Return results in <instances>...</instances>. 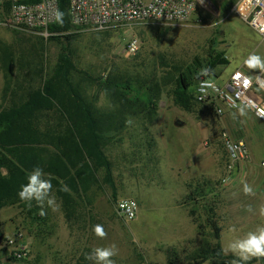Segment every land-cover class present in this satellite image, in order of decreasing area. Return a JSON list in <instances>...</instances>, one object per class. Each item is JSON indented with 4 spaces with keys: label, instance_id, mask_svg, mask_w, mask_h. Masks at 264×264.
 Listing matches in <instances>:
<instances>
[{
    "label": "rangeland",
    "instance_id": "374dc122",
    "mask_svg": "<svg viewBox=\"0 0 264 264\" xmlns=\"http://www.w3.org/2000/svg\"><path fill=\"white\" fill-rule=\"evenodd\" d=\"M194 1L197 13L188 24L148 23L81 32L73 39L77 67L91 78L87 97L97 108L108 113L116 109L112 93L101 83L112 77L137 86L145 82L160 85L157 114L152 121L139 115L106 148L113 184L106 181L104 171L99 172L97 184L77 195L75 209L66 208L54 186L59 209L47 208L41 221L29 213L25 202L4 208L0 212V264H89L86 253L111 244L119 249L116 264H164L172 250L190 253L205 240L197 236L187 209L176 205L189 195V183L191 190L209 182L213 193L222 191L217 197L221 201L218 219L223 246L264 224L259 215L264 205V125L247 118L255 139V157L248 162L249 170L232 174L224 183L228 175L221 135L231 131L223 117L202 104L185 111L173 100L178 77L188 76L219 52L229 60L228 65L215 70L219 84L237 70L252 75L243 61L253 52L264 56V38L231 10L232 0ZM3 23L0 14V111L25 95L29 88L21 85L22 80L35 88L41 85L55 69L62 48L58 41ZM132 37L140 40L141 47L135 55H127ZM45 117L44 123H60L51 114ZM245 183L254 188L255 195L244 194ZM206 194L197 198L208 201L211 197ZM128 199L139 203L137 218L131 222L117 213V203ZM249 206L253 212L246 210ZM31 208L40 212L36 205ZM96 224L103 225L107 239L95 237L92 227ZM233 225L235 233L229 231ZM176 227L193 239L175 245L171 235ZM21 250L26 255L16 256ZM253 264H264V260Z\"/></svg>",
    "mask_w": 264,
    "mask_h": 264
},
{
    "label": "trees",
    "instance_id": "16d2710c",
    "mask_svg": "<svg viewBox=\"0 0 264 264\" xmlns=\"http://www.w3.org/2000/svg\"><path fill=\"white\" fill-rule=\"evenodd\" d=\"M57 1L59 15L50 31L59 35L50 40L60 42L62 48L55 69L39 87L30 89L18 102L0 111V212L6 207L22 205L17 193L21 185L27 183V174L35 166L51 174L57 196L63 199L67 209H75L77 195L97 184L99 172L104 171L106 181L113 184L112 163L106 148L130 125L126 121H133L139 115L152 121L157 114L161 86L150 82L137 86L112 77L102 81L115 100L113 113L102 111L89 100L87 87L91 78L78 69L72 51L73 39L78 33H72L70 0ZM5 13H9L8 7ZM228 64L225 53L219 52L188 76L181 74L173 93L175 105L191 111L194 104H198L194 100V88L199 70L208 67L217 78L216 68ZM50 114L58 117L60 123H44L43 119ZM61 181L71 193L59 190ZM188 189L189 195L179 205L193 206L189 215L199 237L205 241L190 253L172 250L164 264H229L234 258L232 255H217L222 248V228L216 214L219 197L213 194L212 183L198 184L194 190L189 183ZM205 194L213 195L208 201L197 198L206 197ZM34 205L35 202L32 207ZM33 209L30 208L29 213L41 221L39 210ZM208 237L211 242H206ZM255 262L257 260L253 259L250 264Z\"/></svg>",
    "mask_w": 264,
    "mask_h": 264
},
{
    "label": "built area",
    "instance_id": "2783aa9c",
    "mask_svg": "<svg viewBox=\"0 0 264 264\" xmlns=\"http://www.w3.org/2000/svg\"><path fill=\"white\" fill-rule=\"evenodd\" d=\"M197 5L194 0H70L69 15L74 32H98L148 23L168 26L188 24L197 13ZM6 7L9 10L7 14ZM231 10L264 38V32L260 30L264 27V0H239ZM0 14L4 20L3 25L8 28L32 32L47 40L59 35L50 31L59 15L57 0H0ZM140 47L137 37L130 38L127 55H135ZM237 73L242 76L236 78ZM257 74L249 75L237 70L224 84H219L212 76L216 89H209L203 99L199 98L200 93L197 91L200 80L205 79L201 77L194 88V100L211 107L219 117L224 116L226 110L247 108L264 124V116L256 111V108L264 109V87L255 82ZM244 77H252L253 83L245 86ZM251 105L256 107H249ZM221 140L227 153L228 176L223 180L227 183L238 167L249 162L251 152L243 140L234 139L226 131L222 133ZM261 167L264 168V161ZM138 210L136 200H121L117 203V213L124 221L135 220ZM15 255L21 257L26 253L21 250Z\"/></svg>",
    "mask_w": 264,
    "mask_h": 264
},
{
    "label": "clouds",
    "instance_id": "9594fccd",
    "mask_svg": "<svg viewBox=\"0 0 264 264\" xmlns=\"http://www.w3.org/2000/svg\"><path fill=\"white\" fill-rule=\"evenodd\" d=\"M259 2V0H257ZM203 4L204 0H200ZM62 16V14H61ZM264 32V27L260 29ZM243 64L251 71L258 72L255 76V82L264 87V56H261L255 52L249 53L244 59ZM213 76V70L208 67H203L197 73L196 78L200 80L201 77L205 79L200 80L197 91L200 93V99L208 94V90L216 89V84L211 78ZM241 73L236 74V78H240ZM243 83L245 86H250L253 83L252 77H244ZM249 107L255 108V105ZM256 111L264 116V109L256 108ZM240 115H246L244 109L240 110ZM127 124H131L129 119ZM231 148V145H229ZM60 191L65 193H71V189L61 181ZM243 192L246 195H255L254 188L245 183L243 185ZM19 199L27 204L29 208L32 207L33 202L40 209L39 214L41 216L46 215V209L51 208L53 211L59 209L57 199L53 194V184L51 182V174H46L40 166H35L31 172L27 174V183L22 184L20 190L17 193ZM123 207V205H121ZM134 206V205H133ZM249 212H253V208L249 206L247 209ZM259 215L264 217V205L259 208ZM229 231L235 233L236 227L233 225ZM92 232L98 239H107L108 233L103 225L96 224L92 227ZM119 249L115 244L108 246H97L91 249L90 252L85 254V259L89 261V264H116L114 257L118 256ZM223 254L224 256L232 255L234 258L229 264H250L253 259L260 261L264 259V224L258 225L254 230L248 231L243 236H235L225 246H223L217 255Z\"/></svg>",
    "mask_w": 264,
    "mask_h": 264
},
{
    "label": "crops",
    "instance_id": "0c3cea01",
    "mask_svg": "<svg viewBox=\"0 0 264 264\" xmlns=\"http://www.w3.org/2000/svg\"><path fill=\"white\" fill-rule=\"evenodd\" d=\"M239 0H232V2H233V4H232V7H233V5L234 4H236L237 2H238ZM231 7V8H232ZM257 72H253L252 71V75H254V74H256ZM23 84L25 85V86H27V88H29L28 90H27V92L28 91H30V89H34L35 87L34 86H32L31 85V83L30 82H25V81H23L22 80V86H23ZM23 89H25V87H23ZM241 109H244L245 110V112H246V115H244V116H241L240 115V110ZM241 109H239V110H237V111H230V110H226L225 111V114H224V116H222L223 117V124L229 129V131H231V132H228L234 139H236V140H243L247 145H248V147H249V149H250V152H251V158H250V160H252V159H254V154H253V152H252V146H253V143H254V141H255V139H254V137H253V133H252V129H249L250 127H249V124H248V121H247V118H253V119H255V120H257V121H259L262 125H264L260 120H258L257 118H256V116L253 114V112L252 111H250L249 109H247V108H241ZM237 127H239L240 128V131L239 130H237ZM249 131L250 130V132H249V134L250 135H248L247 133H246V131ZM227 132V131H226ZM242 133H243V138H242ZM256 143H257V141H256ZM224 147V146H223ZM224 150H225V148H224ZM264 161V157L263 158H261V162H263ZM226 164H227V153H226V150H225V161H224V169H225V171H226ZM249 170V166H248V162L246 163V164H243V165H241L240 167H238L237 169H236V171L233 173V176H236V175H238L239 173H242L244 170ZM222 193V191H219V192H217V194H218V196H220L219 194H221ZM214 195H217L216 193H213ZM213 194H211V195H209L210 197L213 195ZM219 199V198H218ZM220 203H221V201L219 200V203L217 204V208H216V214H217V219H218V207H219V205H220ZM139 204V203H138ZM176 205H177V208L179 207V208H186V207H184V206H180L177 202H176ZM187 209V216H189L190 217V215H189V210H188V208H186ZM190 219H191V221H192V218L190 217ZM134 221V220H133ZM218 221H219V219H218ZM126 222V221H125ZM131 222V221H130ZM192 223L194 224V222L192 221ZM195 225V224H194ZM195 227H196V225H195ZM196 231H197V236H199L198 235V230H197V227H196ZM171 237H172V241L174 242V244L176 245V244H180V243H185V242H187V241H189V240H191V239H193V238H191L190 237V235L188 236L187 234H185V232H183V231H181L180 229H178L177 227L174 229V232L172 233V235H171ZM201 238V237H200ZM222 238H223V235L221 236V245H222V247H223V244H222ZM169 255V254H168ZM204 264V263H203Z\"/></svg>",
    "mask_w": 264,
    "mask_h": 264
}]
</instances>
